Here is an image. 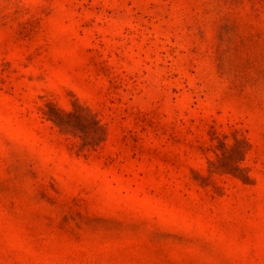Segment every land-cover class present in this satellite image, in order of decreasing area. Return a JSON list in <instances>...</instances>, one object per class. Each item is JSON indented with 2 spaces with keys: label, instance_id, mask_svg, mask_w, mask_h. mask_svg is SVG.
Masks as SVG:
<instances>
[{
  "label": "rangeland",
  "instance_id": "rangeland-1",
  "mask_svg": "<svg viewBox=\"0 0 264 264\" xmlns=\"http://www.w3.org/2000/svg\"><path fill=\"white\" fill-rule=\"evenodd\" d=\"M0 264H264V0H0Z\"/></svg>",
  "mask_w": 264,
  "mask_h": 264
}]
</instances>
